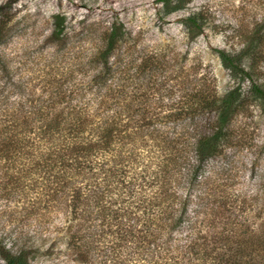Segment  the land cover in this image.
Wrapping results in <instances>:
<instances>
[{
  "label": "trees",
  "instance_id": "obj_1",
  "mask_svg": "<svg viewBox=\"0 0 264 264\" xmlns=\"http://www.w3.org/2000/svg\"><path fill=\"white\" fill-rule=\"evenodd\" d=\"M188 1L157 0L163 14ZM11 8V0L0 3V43ZM51 18L48 41L62 45L64 18L59 13ZM201 21L196 13L181 19L195 35ZM262 32L264 20L238 52L214 49L235 85L194 96L176 111L163 105L160 94L150 109L148 82L137 94L128 67L115 52L131 35L114 19L102 45L88 56L91 70L83 82L58 83L49 98L25 103L19 117L6 113L0 129L4 155L13 165L20 158L24 178L34 175L30 182L39 185L45 206L52 199L66 207L76 226L70 237L79 260L99 245L104 253L109 249L115 264H264V233L259 242L253 234L221 231L174 243L177 229H191L186 219L191 191L203 164L221 153L232 118L247 104L264 107V84L244 64ZM5 69L1 61L0 71ZM195 112L209 115L203 126L197 127ZM34 251L0 244V264H31Z\"/></svg>",
  "mask_w": 264,
  "mask_h": 264
},
{
  "label": "rangeland",
  "instance_id": "obj_2",
  "mask_svg": "<svg viewBox=\"0 0 264 264\" xmlns=\"http://www.w3.org/2000/svg\"><path fill=\"white\" fill-rule=\"evenodd\" d=\"M11 2L0 43V60L6 68L0 71V129L6 113L21 116L25 103L49 98L58 83L83 82L91 70L88 56L102 45L114 19L121 20L131 35L115 52L128 67L134 90L140 94L148 82L150 109L162 94L163 105L175 111L194 96L196 100L204 93H221L236 84L214 49L238 52L264 20V0H190L169 14H163L157 0ZM54 13L64 18L62 45L48 41ZM192 13L202 20L196 35L181 23ZM251 54L244 64L250 66L253 79L264 84V32ZM195 117L200 127L209 115L195 112ZM228 130L221 153L203 164L191 191L186 217L191 229L184 225L177 229L174 243L221 231L242 237L253 234L259 242L264 233V107L243 106ZM3 143L0 132V244L11 250L32 246L31 264H115L107 255L109 249L104 253L97 250L99 245L87 259L79 260V249L70 237L76 226L66 207L52 199L45 206L39 185L30 182L34 175L22 176V161L10 163ZM119 252L123 254V248Z\"/></svg>",
  "mask_w": 264,
  "mask_h": 264
}]
</instances>
